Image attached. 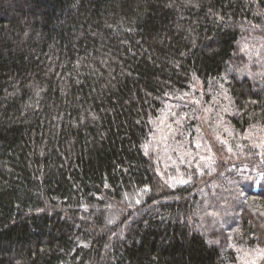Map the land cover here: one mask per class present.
<instances>
[{
  "label": "trees",
  "instance_id": "trees-1",
  "mask_svg": "<svg viewBox=\"0 0 264 264\" xmlns=\"http://www.w3.org/2000/svg\"><path fill=\"white\" fill-rule=\"evenodd\" d=\"M262 48L264 0H0V264L264 252Z\"/></svg>",
  "mask_w": 264,
  "mask_h": 264
},
{
  "label": "rangeland",
  "instance_id": "rangeland-1",
  "mask_svg": "<svg viewBox=\"0 0 264 264\" xmlns=\"http://www.w3.org/2000/svg\"><path fill=\"white\" fill-rule=\"evenodd\" d=\"M245 46L246 45H244L243 48H246ZM239 50H240V48H239ZM259 53H260L259 56L263 57L264 56V49L262 48ZM257 70H258L257 66H254L252 68V72H254V73ZM165 116H166V114H164V113L160 114V124H161V126L165 125L164 127H167L168 122H170V118L169 117L165 118ZM160 124H159V126H160ZM163 130L164 129H160L158 126H156L154 128L153 133L151 135V139L148 143L147 149H148V151L151 152V155L153 158H154V156H156L155 157L157 160L156 164L158 166L161 165L160 167L162 169H165L166 167L169 168L170 166H165L162 164H164L165 162H172L171 160L168 161V159L171 157V155L174 156L172 158H173V161L175 163L177 155H176V152L173 148L172 139H171L169 133H168L167 137H165L162 133ZM193 146L196 148L197 151H203V153H204V151L207 153V151L210 152V150H211L208 143H206V145L202 144V146H201V143H195ZM174 163L172 165H174ZM177 174H181V173L178 172ZM160 177H162V176L160 175ZM246 179H248L247 180L248 183L252 186L253 192H254V188L256 189V187H257V189H260L263 185V182H264V176L260 172H257L255 170L250 174V176H247ZM263 253H264L263 251L257 252V251L251 250V249H243V250L239 251L237 264H264Z\"/></svg>",
  "mask_w": 264,
  "mask_h": 264
}]
</instances>
